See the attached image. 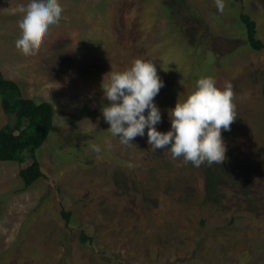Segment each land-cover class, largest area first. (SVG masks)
I'll return each instance as SVG.
<instances>
[{
	"label": "rangeland",
	"instance_id": "374dc122",
	"mask_svg": "<svg viewBox=\"0 0 264 264\" xmlns=\"http://www.w3.org/2000/svg\"><path fill=\"white\" fill-rule=\"evenodd\" d=\"M59 2V23L24 52L14 40L27 0H0V76L54 109L36 151L44 176L24 189L29 155L0 163V264H264V49L248 46L239 20L248 14L264 44V0H224L223 13L215 0H186L201 20L184 28L165 9L173 0ZM137 59L154 60L164 82L154 98L161 133L197 79L231 83L236 119L221 132V164L153 150L147 129L132 146L110 136L102 82ZM11 120L0 104V129ZM208 170L218 181L211 195ZM82 233L92 241L82 244Z\"/></svg>",
	"mask_w": 264,
	"mask_h": 264
},
{
	"label": "clouds",
	"instance_id": "9594fccd",
	"mask_svg": "<svg viewBox=\"0 0 264 264\" xmlns=\"http://www.w3.org/2000/svg\"><path fill=\"white\" fill-rule=\"evenodd\" d=\"M215 6L223 13L224 0H215ZM21 8L20 32L14 42L22 51L34 52L50 27L59 23L63 8L59 0H27ZM153 61L137 59L122 72H110L108 81L102 82L108 103L101 113L108 133L121 145L132 146L133 139L144 137L147 129V143L153 150L168 148L173 159L182 158L194 167L221 164L227 151L221 132L229 131L236 119L231 83L220 89L211 76L197 79L194 90L168 110L170 130L161 133L155 127L161 122V111L154 98L164 82ZM161 70L166 72L168 67ZM91 147L101 152L99 146Z\"/></svg>",
	"mask_w": 264,
	"mask_h": 264
},
{
	"label": "trees",
	"instance_id": "16d2710c",
	"mask_svg": "<svg viewBox=\"0 0 264 264\" xmlns=\"http://www.w3.org/2000/svg\"><path fill=\"white\" fill-rule=\"evenodd\" d=\"M164 3L165 9L171 16H177L181 21L178 28L189 26L191 22L201 20L191 9L186 0H178L184 12L177 10L175 1ZM176 7V8H174ZM184 14V15H183ZM239 20L244 27L247 44L253 51L264 49L263 42L257 38L256 23L245 13H240ZM207 33V32H206ZM264 97V87L262 90ZM0 104L5 114L11 117L10 123L0 129V163L16 162L24 164L26 162L25 153L31 159V163L19 171V176L23 183V188L27 189L44 174L41 170L36 151L42 147L49 134L53 131L54 109L48 102H37L24 98L19 85L13 81L0 76ZM27 123V124H25ZM218 187V181L212 171L206 174V190L209 195L213 194ZM64 220L69 221L70 215L62 213ZM92 240L85 234L80 235L82 244L90 243Z\"/></svg>",
	"mask_w": 264,
	"mask_h": 264
}]
</instances>
